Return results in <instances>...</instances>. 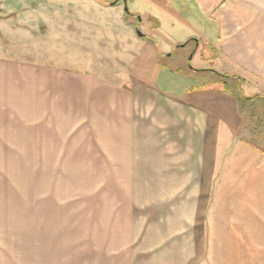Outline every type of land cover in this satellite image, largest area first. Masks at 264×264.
I'll list each match as a JSON object with an SVG mask.
<instances>
[{"label": "crops", "instance_id": "obj_1", "mask_svg": "<svg viewBox=\"0 0 264 264\" xmlns=\"http://www.w3.org/2000/svg\"><path fill=\"white\" fill-rule=\"evenodd\" d=\"M180 2L159 26L207 15L184 37L264 98V0ZM145 34L127 85L0 52V264H264V131L224 84L161 91Z\"/></svg>", "mask_w": 264, "mask_h": 264}, {"label": "rangeland", "instance_id": "obj_2", "mask_svg": "<svg viewBox=\"0 0 264 264\" xmlns=\"http://www.w3.org/2000/svg\"><path fill=\"white\" fill-rule=\"evenodd\" d=\"M117 1L104 5L95 0H0V52L50 62L60 69H103L127 85L133 62L144 56L140 39L144 36L136 29L141 30L151 35L163 55L171 54L161 56L164 66L157 84L161 91L179 93L188 86L224 84L230 96L239 95L242 132L248 124L264 131V98L249 85L223 76L224 69L213 58V38L201 35L197 47L191 37H184L199 33L208 24L207 15L199 17L194 10V21L189 18L193 24L185 20L183 25L175 20L176 8L168 7L170 25L159 26L166 0Z\"/></svg>", "mask_w": 264, "mask_h": 264}, {"label": "trees", "instance_id": "obj_3", "mask_svg": "<svg viewBox=\"0 0 264 264\" xmlns=\"http://www.w3.org/2000/svg\"><path fill=\"white\" fill-rule=\"evenodd\" d=\"M99 2H101L102 4H104V5H116L117 4V0H114V1H105V0H98ZM225 76H229V74H224ZM224 86V89H226V86L225 85H223ZM257 96H260V94L259 95H257Z\"/></svg>", "mask_w": 264, "mask_h": 264}, {"label": "water", "instance_id": "obj_4", "mask_svg": "<svg viewBox=\"0 0 264 264\" xmlns=\"http://www.w3.org/2000/svg\"><path fill=\"white\" fill-rule=\"evenodd\" d=\"M127 1L125 0V3H126ZM125 10H127L128 11V7H127V4L125 5ZM138 19L140 20L141 19V17L140 16H138ZM137 32H138V34L140 35V36H143L144 35V33L141 31V30H137Z\"/></svg>", "mask_w": 264, "mask_h": 264}]
</instances>
